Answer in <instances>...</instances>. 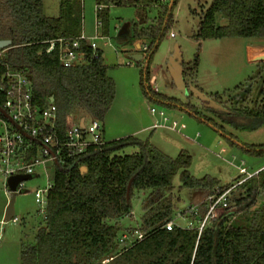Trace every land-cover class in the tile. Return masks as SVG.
Returning a JSON list of instances; mask_svg holds the SVG:
<instances>
[{"label":"trees","instance_id":"obj_1","mask_svg":"<svg viewBox=\"0 0 264 264\" xmlns=\"http://www.w3.org/2000/svg\"><path fill=\"white\" fill-rule=\"evenodd\" d=\"M177 1L96 0V6H105L96 15L102 23V34L107 35L110 7L139 8L138 16L142 20L131 25L125 44L131 46L139 40L148 43L145 66L144 60L141 61L144 94L154 103L192 115L190 104L159 94L150 85V61L173 22ZM3 5L10 22L8 35L0 39L12 40L11 52L15 55L12 61L29 71L36 103L43 106L53 95L62 127L70 117L80 113L102 122L113 104L116 88L107 73L101 50L93 52L88 42L82 41L84 56L70 68L61 65L58 47L50 53L46 51L51 40L81 35L75 17L66 9L61 10L58 17L46 16L43 0H3ZM154 9L158 12L157 18H149L148 13ZM217 13L227 19L225 26L216 25ZM197 37H264V0H213L198 25ZM195 62L197 64L195 60L187 69L181 62L183 75L192 72ZM247 91V88L241 90L245 92L241 100L245 99ZM240 115L264 119V107L245 109ZM229 116L234 114L226 113L225 117ZM211 126L223 132L230 145L239 147L245 154L256 158L264 156V143L240 144L232 134H226L222 126L214 123ZM133 145L140 150L118 154ZM84 163L85 173L77 167L55 173L54 185L47 195L45 218L37 230L36 242L22 245L21 264H264V206L254 211L250 219L239 222H229L232 213L228 211L201 233L197 227L176 226L172 230L163 227L179 209L174 200L176 176L181 182L178 191L194 188L207 192L232 186H223L210 177L194 179L189 172V154L171 158L148 141L141 143L129 136L91 150ZM239 185L255 193L264 190V169ZM138 191H151L141 204L140 230L146 234L142 240L120 248L123 232L119 221L132 213L131 199ZM205 209V205L204 210L198 209L200 218ZM248 211L249 206L244 212ZM182 213L184 219H190L195 225L200 219L187 209Z\"/></svg>","mask_w":264,"mask_h":264},{"label":"rangeland","instance_id":"obj_2","mask_svg":"<svg viewBox=\"0 0 264 264\" xmlns=\"http://www.w3.org/2000/svg\"><path fill=\"white\" fill-rule=\"evenodd\" d=\"M212 2L213 0H178L173 9V22L167 27L149 65L150 78L155 76L158 92L156 88L153 90L190 104L195 113L192 115L154 103L144 94L142 82L146 61L144 60V66L133 62L130 58L132 47L124 43L127 35L118 36L123 28L129 32L131 25L142 20L138 16V7H110L107 10V35L102 34L100 26L97 30L96 0H43V9L48 17H58L61 10L66 9L67 13L75 17L76 28L80 32L91 37L97 33L102 36L96 43L116 88L113 104L102 121L105 140L109 142L133 136L141 143L148 141L171 158H176L181 153L189 154V172L194 179L210 177L219 180L223 186L232 184L231 187L234 188L229 194V207L225 211L218 209L217 215L221 216L229 211L232 213L229 222H239L250 219L254 211L264 206V190L255 193V190L242 189L239 185L264 169V156L252 157L239 147L231 146L223 132L214 130L211 123L222 126L226 134H232L240 144L264 143V119L240 115L245 109L264 107V37L198 38V25ZM157 13L154 9L148 16L157 18ZM9 22L3 0H0V37L8 35ZM215 22L217 26H225L227 19L217 13ZM171 33L175 36L171 37ZM6 49L14 61L12 47ZM177 51H180L186 69L197 60L192 72L184 74L186 90L179 89L168 77L167 59ZM127 62H133L132 66H127ZM191 86L201 90L212 101L199 99L191 91ZM245 88L249 89L245 99L241 100V90ZM152 107L165 112L169 118L167 126L152 127L158 118L151 114ZM229 112L234 116L226 118L225 115ZM79 116H82L81 113ZM69 122L72 123L70 118ZM173 122H176V126L171 129ZM3 131L4 126L0 122V134ZM139 150V146L133 145L122 149L118 154H131ZM45 182L43 173L24 181L23 191L16 196L14 204V217L18 221L5 222V208L3 216L2 209L6 202L9 203L11 193L4 187V179L0 174V264H21L22 245L36 242L37 230L46 214H40L34 193L38 188L44 187ZM173 184L174 200L179 209L173 212L172 219L183 226L190 219H184L182 210L195 207L198 200H203L209 191L194 188L178 191L181 185L179 176L175 177ZM150 192H135L131 199L132 213L119 221L121 232L140 230L143 214L141 204ZM247 206L248 213L244 212ZM200 207L204 210V205H200L198 209ZM200 216L197 215L198 218ZM127 245L120 243L119 247Z\"/></svg>","mask_w":264,"mask_h":264},{"label":"built area","instance_id":"obj_3","mask_svg":"<svg viewBox=\"0 0 264 264\" xmlns=\"http://www.w3.org/2000/svg\"><path fill=\"white\" fill-rule=\"evenodd\" d=\"M166 1L160 0L161 3ZM104 7L96 6V13ZM99 26L101 28L102 23L97 20V30ZM174 36L175 34L171 33V37ZM100 37L102 36L98 33L91 38L84 33L75 38L61 37L49 41L46 51L50 53L58 47L61 65L70 68L78 64L84 56L81 42L87 41L92 51L96 52V40ZM135 43L131 45V52L143 54L144 60L148 43L141 40L138 46H135ZM12 60L6 48L0 49V122L4 126V131L0 134V174L4 179V187L9 189L7 181L13 176L28 175L35 178L39 173H43L45 186L38 188L34 197L40 207V214H46L47 195L54 185L55 173L58 170H71L75 167L80 169L86 166L84 159L90 151L101 149L107 141L104 138L103 123L96 118L70 117L72 123L68 119L62 127L55 101L51 102L47 98L43 106L36 103L29 71L18 67ZM133 62H127L126 65L132 66ZM138 64L141 65V62ZM150 112L153 116H158L152 127L167 126L169 118L165 112L157 111L154 107L150 108ZM175 126L176 122H173L171 129ZM23 185L24 181L18 184L17 195L23 191ZM233 188L216 187L207 192L203 200H198V206L187 208L189 213L198 215V207L204 203L206 211L196 225L189 220L182 226L171 218L163 223V227L166 230H172L176 226L188 229L197 227L201 233L214 219L225 214L218 216L217 211L228 209L229 194ZM9 193H12L10 189ZM12 221L17 222L18 219L13 217ZM145 234V231L135 229L123 233L120 242L130 245L142 240Z\"/></svg>","mask_w":264,"mask_h":264},{"label":"water","instance_id":"obj_4","mask_svg":"<svg viewBox=\"0 0 264 264\" xmlns=\"http://www.w3.org/2000/svg\"><path fill=\"white\" fill-rule=\"evenodd\" d=\"M128 30L126 28H123L120 32L118 36H126L128 35ZM12 45V40L11 39H0V49H5L8 47H11ZM130 58L133 59L136 62H141L144 58L143 54H139V53H135V54H130ZM169 72L170 75L172 76L175 85L181 89V90H186L187 89V85L186 82L183 78V67L180 64V54L178 53L176 55V59H174L173 61L170 62V68H169ZM191 91L194 93L195 96H197L199 99L204 100V101H212V99L207 96L206 94H204L203 92L199 91L197 88H195L194 86H191ZM49 100L51 102L54 101V96L51 95L49 97ZM83 118L81 119V124H83ZM80 171L82 173H85L87 171V167L83 166L80 168ZM31 176L28 175H20V176H13L11 178L8 179L7 181V185L9 187V189L12 191L11 193V197L9 200V203L7 204L6 208H5V213H4V221L5 222H9L12 221L13 217H14V204H15V200H16V188L18 186V184L20 182L26 181L31 179ZM128 197V194H127Z\"/></svg>","mask_w":264,"mask_h":264},{"label":"crops","instance_id":"obj_5","mask_svg":"<svg viewBox=\"0 0 264 264\" xmlns=\"http://www.w3.org/2000/svg\"><path fill=\"white\" fill-rule=\"evenodd\" d=\"M130 29V28H129ZM81 33H84L83 31L81 32ZM87 36V35H86ZM88 38H91V36H87ZM125 41H127V40H125ZM141 41H143V42H147L146 40H141ZM125 43V42H124ZM138 43H139V41H136V43H135V46H138ZM249 46L250 45H248V47L247 48H249ZM180 54V64H181V62H182V55H181V53H180V51H177L176 53H173L167 60V72H168V77L171 79V81H172V83L173 84H175L174 83V80H173V78H172V76L170 75V72H169V68H170V62L171 61H173L174 59H176V55L177 54ZM131 54H133L132 52H131ZM250 59V58H249ZM183 78H184V75H183ZM167 80H168V78H166ZM150 85L152 86V88H156L155 90L158 92V88H157V86H156V78H155V76H152V78L150 79ZM153 126V125H152ZM103 131H104V127H103ZM6 206H7V202L4 204V206H3V209H2V216H3V213H4V208H6ZM1 216V217H2ZM0 222H2V220H0Z\"/></svg>","mask_w":264,"mask_h":264},{"label":"flooded vegetation","instance_id":"obj_6","mask_svg":"<svg viewBox=\"0 0 264 264\" xmlns=\"http://www.w3.org/2000/svg\"><path fill=\"white\" fill-rule=\"evenodd\" d=\"M249 88H247V90H248ZM245 94V92H242V94L241 95H244Z\"/></svg>","mask_w":264,"mask_h":264}]
</instances>
